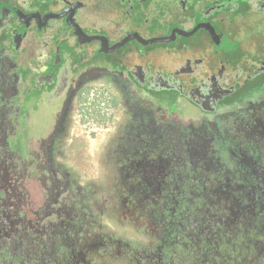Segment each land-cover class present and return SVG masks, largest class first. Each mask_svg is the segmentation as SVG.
<instances>
[{
    "label": "flooded vegetation",
    "instance_id": "flooded-vegetation-1",
    "mask_svg": "<svg viewBox=\"0 0 264 264\" xmlns=\"http://www.w3.org/2000/svg\"><path fill=\"white\" fill-rule=\"evenodd\" d=\"M263 109L264 0H0V264H158L150 155Z\"/></svg>",
    "mask_w": 264,
    "mask_h": 264
},
{
    "label": "trees",
    "instance_id": "trees-1",
    "mask_svg": "<svg viewBox=\"0 0 264 264\" xmlns=\"http://www.w3.org/2000/svg\"><path fill=\"white\" fill-rule=\"evenodd\" d=\"M201 128L177 171L163 176L150 155L151 184L136 186L150 189L137 209L150 223L136 243L158 264H264V109Z\"/></svg>",
    "mask_w": 264,
    "mask_h": 264
},
{
    "label": "rangeland",
    "instance_id": "rangeland-1",
    "mask_svg": "<svg viewBox=\"0 0 264 264\" xmlns=\"http://www.w3.org/2000/svg\"><path fill=\"white\" fill-rule=\"evenodd\" d=\"M143 161H144L143 158H141L140 161H138V162L134 160V163L132 165V169H134V172L136 173L137 177H139L141 179L144 178V176H143L144 172L148 169V166Z\"/></svg>",
    "mask_w": 264,
    "mask_h": 264
},
{
    "label": "water",
    "instance_id": "water-1",
    "mask_svg": "<svg viewBox=\"0 0 264 264\" xmlns=\"http://www.w3.org/2000/svg\"><path fill=\"white\" fill-rule=\"evenodd\" d=\"M211 106H205L206 109H210ZM213 107V106H212Z\"/></svg>",
    "mask_w": 264,
    "mask_h": 264
}]
</instances>
